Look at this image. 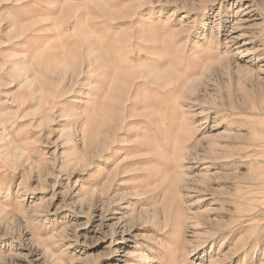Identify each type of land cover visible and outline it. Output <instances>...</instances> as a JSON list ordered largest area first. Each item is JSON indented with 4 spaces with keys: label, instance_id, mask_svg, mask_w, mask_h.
Segmentation results:
<instances>
[{
    "label": "rangeland",
    "instance_id": "rangeland-1",
    "mask_svg": "<svg viewBox=\"0 0 264 264\" xmlns=\"http://www.w3.org/2000/svg\"><path fill=\"white\" fill-rule=\"evenodd\" d=\"M0 264H264V0H0Z\"/></svg>",
    "mask_w": 264,
    "mask_h": 264
}]
</instances>
